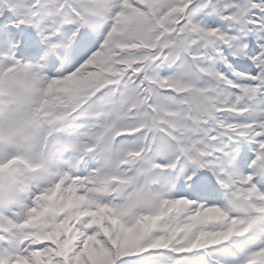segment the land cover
<instances>
[{
	"label": "snow or ice",
	"instance_id": "obj_1",
	"mask_svg": "<svg viewBox=\"0 0 264 264\" xmlns=\"http://www.w3.org/2000/svg\"><path fill=\"white\" fill-rule=\"evenodd\" d=\"M0 264H264V0H0Z\"/></svg>",
	"mask_w": 264,
	"mask_h": 264
}]
</instances>
